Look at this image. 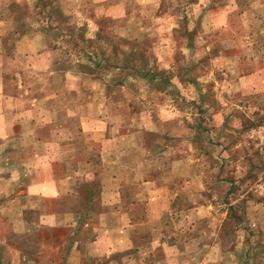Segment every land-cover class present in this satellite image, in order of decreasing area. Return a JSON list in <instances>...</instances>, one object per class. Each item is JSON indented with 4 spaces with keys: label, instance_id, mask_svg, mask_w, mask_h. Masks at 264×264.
<instances>
[{
    "label": "clouds",
    "instance_id": "1",
    "mask_svg": "<svg viewBox=\"0 0 264 264\" xmlns=\"http://www.w3.org/2000/svg\"><path fill=\"white\" fill-rule=\"evenodd\" d=\"M0 264H264V0H0Z\"/></svg>",
    "mask_w": 264,
    "mask_h": 264
}]
</instances>
